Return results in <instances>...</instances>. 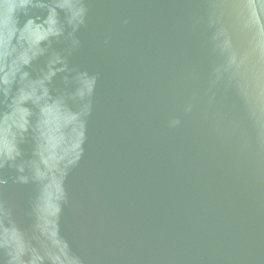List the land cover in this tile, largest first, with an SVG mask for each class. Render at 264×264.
<instances>
[{
  "label": "water",
  "instance_id": "obj_1",
  "mask_svg": "<svg viewBox=\"0 0 264 264\" xmlns=\"http://www.w3.org/2000/svg\"><path fill=\"white\" fill-rule=\"evenodd\" d=\"M0 264H264V0H4Z\"/></svg>",
  "mask_w": 264,
  "mask_h": 264
},
{
  "label": "clouds",
  "instance_id": "obj_2",
  "mask_svg": "<svg viewBox=\"0 0 264 264\" xmlns=\"http://www.w3.org/2000/svg\"><path fill=\"white\" fill-rule=\"evenodd\" d=\"M4 0H0V4H3ZM29 3V0H19V4L21 7L26 6Z\"/></svg>",
  "mask_w": 264,
  "mask_h": 264
}]
</instances>
